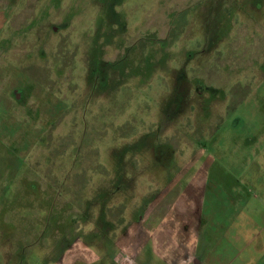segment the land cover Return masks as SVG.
Segmentation results:
<instances>
[{
    "label": "rangeland",
    "instance_id": "1",
    "mask_svg": "<svg viewBox=\"0 0 264 264\" xmlns=\"http://www.w3.org/2000/svg\"><path fill=\"white\" fill-rule=\"evenodd\" d=\"M0 223V264H264V0H0Z\"/></svg>",
    "mask_w": 264,
    "mask_h": 264
},
{
    "label": "flooded vegetation",
    "instance_id": "2",
    "mask_svg": "<svg viewBox=\"0 0 264 264\" xmlns=\"http://www.w3.org/2000/svg\"><path fill=\"white\" fill-rule=\"evenodd\" d=\"M52 30H54L55 31V33H56V31L58 32L59 31V28L58 29H56V27H54V26H52ZM89 69H91L90 70V72L91 73H97V74H101V75H103V77H105V79L106 80H108L109 78H110V75H111V73H112V70H111V67L109 66V64L108 63H106V62H104L102 59H98V58H96L95 59V66L94 67H90ZM91 87V86H90ZM87 91H89V86L87 87ZM85 95H87L86 93H85ZM147 146V145H146ZM168 148H169V151H170V145L168 144V145H166ZM154 148V147H153ZM156 149L154 148V151H155ZM155 153H156V151H155ZM169 157H168V159H172V157L170 156V155H168ZM155 160H156V163H157V165H159V166H163V167H168V166H170L171 164V162H169L168 161V163H163L162 161H161V157L156 153V158H155ZM105 220V218H103V217H98V221L99 222H104V224H102V229L101 230H99V229H97V232L98 233H100V234H98V235H101L102 237H104V230L106 231V229H105V227H106V222L104 221ZM93 234H96V232H94ZM98 237V236H97ZM104 239H106V237H104Z\"/></svg>",
    "mask_w": 264,
    "mask_h": 264
},
{
    "label": "crops",
    "instance_id": "3",
    "mask_svg": "<svg viewBox=\"0 0 264 264\" xmlns=\"http://www.w3.org/2000/svg\"><path fill=\"white\" fill-rule=\"evenodd\" d=\"M57 219H58V218H57ZM58 220H59V219H58ZM5 221H6V220H5ZM3 222H4V221H3ZM6 223H7V222H6ZM0 224H1V223H0ZM58 226H59L60 231L62 232L63 229H64V220H63V219H60V223H59ZM4 232H5V231H4ZM63 240L65 241V237L62 236L61 239H60L59 242H58V245H59L60 243H64ZM104 241H105V242H104V245H105V244L107 243V241H106V239H104ZM74 242H75V240H74ZM86 243H87L86 245H89L88 242H86ZM105 253H106V252H105ZM105 253H102V252H101L100 257L96 256L95 254H94V255H91V254H90V256H91V257H94L95 260L99 259V261H100V260H102V261L105 260V261H106V260H108V259H111L110 254H105ZM11 257H12V256H9V259H11ZM63 258H64V260L67 259V257H63ZM67 260L70 261L69 259H67ZM75 260H78V259L72 258V262H74ZM95 260H94V261H95ZM94 261H93V262H94ZM105 261H104V262H105ZM195 261H197V260H194V261H192V262L189 260V262L192 263V264H200L198 261H197V263H195ZM183 262H185V261H183ZM189 262H188V263H189ZM185 263H186V262H185Z\"/></svg>",
    "mask_w": 264,
    "mask_h": 264
}]
</instances>
